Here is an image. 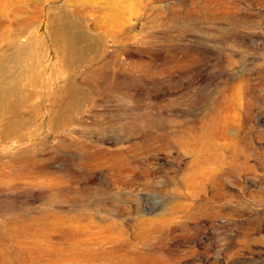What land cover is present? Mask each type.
Masks as SVG:
<instances>
[{
  "label": "rangeland",
  "instance_id": "374dc122",
  "mask_svg": "<svg viewBox=\"0 0 264 264\" xmlns=\"http://www.w3.org/2000/svg\"><path fill=\"white\" fill-rule=\"evenodd\" d=\"M0 264H264V0H0Z\"/></svg>",
  "mask_w": 264,
  "mask_h": 264
},
{
  "label": "bare ground",
  "instance_id": "6f19581e",
  "mask_svg": "<svg viewBox=\"0 0 264 264\" xmlns=\"http://www.w3.org/2000/svg\"><path fill=\"white\" fill-rule=\"evenodd\" d=\"M80 10L81 9H77L78 12H80ZM109 20H111L110 17H106V21L109 22ZM26 23L29 24L28 21H26ZM77 24L78 23L76 22V20L73 21V19L64 12H61L60 14H57L51 17V20H50V25H51L50 27H51L52 37H53L55 46L56 48L60 49V52L67 58V60L69 61V64L72 65L73 68L81 67L82 63L85 61L86 58L89 59L91 57H96L97 50H98L97 44L93 39L89 38V36H86L85 34H81L76 29ZM127 40H131V39H127ZM86 98H88L86 96V93L84 94L82 91H80L78 85L75 83L74 84L71 83L67 87V89H65L64 95L62 96V99H61L62 105L60 107V114H61L60 120H62V122H60V125L62 123L64 124L63 118L66 115V112L68 111L69 107L76 113H80L82 111V105H83V102L86 100ZM17 113L18 111L15 108L13 114H17ZM64 119H66V117ZM11 130L12 129L9 126H7L4 132L8 133ZM195 143L198 147L206 151H208V148L211 147V144H210L211 142L208 138H200L199 140H196ZM23 224H24L23 221H18V223L16 224L15 222L13 223L10 222L7 225L9 227L12 226L10 228L11 230H13L12 232L17 233L20 229L25 228ZM37 260H38L37 258H34L32 259L31 263H35Z\"/></svg>",
  "mask_w": 264,
  "mask_h": 264
}]
</instances>
